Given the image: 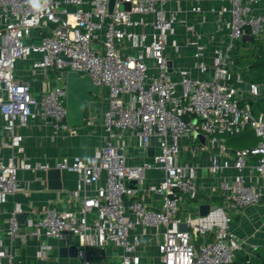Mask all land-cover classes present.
<instances>
[{"label":"built area","instance_id":"2783aa9c","mask_svg":"<svg viewBox=\"0 0 264 264\" xmlns=\"http://www.w3.org/2000/svg\"><path fill=\"white\" fill-rule=\"evenodd\" d=\"M108 1L0 0V116L9 135L5 144L13 150L9 159L0 157V206L21 188L20 170H68L78 174L76 204L70 209L48 207L39 219L26 220L34 234L53 239L76 236L83 259L87 247L111 245L118 248L116 264H142L140 236L133 230L163 226L156 242V264H232L244 241L229 229L224 208L215 206L205 215L184 219L178 216L181 197L198 192V167L180 161V140H193L186 147L190 155L208 150L209 145L220 154L226 147L218 135L233 136L250 127L259 138L255 146L235 149L224 161L212 157L209 169L214 174L232 167L236 175L232 181L220 178L210 189L236 208L261 202L264 185L245 173L251 170L264 180V111H253L248 102L261 87L231 82V51L244 34L264 39V13L258 9L264 0H223V6L208 10L197 3L188 10L181 6L167 10V0H114L111 12ZM189 11L228 14L221 22L226 35L210 49L209 62L204 61L209 51L195 24L183 20L185 31L195 34L184 42L194 48L191 68L210 76L200 78L185 69L176 80L168 71L167 37L179 23V13ZM26 58H32L31 73L73 71L105 89L104 140L92 155L50 164L22 154L23 135L16 128L29 119L42 117L57 131H76L67 121L65 84L46 88L37 97L31 81L15 75L16 61ZM125 131L132 133L144 154L149 147L156 148L140 165L128 162ZM152 168L163 172L154 187L162 198L160 208L147 206L137 197V188L125 185L126 180L140 182ZM19 212L15 208L7 217L4 233L10 241L21 234ZM181 223L186 230L179 228ZM209 233L212 239L199 241ZM6 255L0 236V262Z\"/></svg>","mask_w":264,"mask_h":264},{"label":"crops","instance_id":"0c3cea01","mask_svg":"<svg viewBox=\"0 0 264 264\" xmlns=\"http://www.w3.org/2000/svg\"><path fill=\"white\" fill-rule=\"evenodd\" d=\"M197 3L202 9L208 10L213 6L219 8L224 5L223 0H167V10H175L182 7L183 10ZM259 11L264 13V3L258 5ZM228 17V14L218 16L209 12L202 15L191 13H179V23L174 26V31L167 37L166 55L171 61V75L178 80L181 70H190V73L200 78H208L210 72H200L192 69L191 65L195 60L193 56L194 48L184 45L185 40L193 39L195 34L186 32L183 20L195 24L197 33L200 34L201 43L205 44L209 51L203 58L204 61L210 60V49L213 45L222 43L225 39L226 28L221 22ZM175 46L178 47L176 50ZM32 58L19 59L16 64L15 75L20 79H29L31 81L32 92L34 96L41 97L46 88L55 85L65 84L64 72H35L28 70L29 62ZM234 66V65H233ZM237 78V81H236ZM231 82H235L238 87H245L250 83L240 70L235 66L231 69ZM261 87L256 98H264V84ZM248 98H245V100ZM254 99V98H252ZM106 107L105 89L100 90L91 99L85 100V116L83 125L75 127L76 131L69 134L63 131H57L51 126V121L42 117L29 119L27 124L16 128V132L23 135L21 146L22 154L31 161L54 163L62 158L72 159L76 156L85 157L92 155L104 140V130L102 128V115ZM254 131L250 127H244L241 133ZM127 144L128 162L132 165H140L148 159L149 154H144L138 147V141L132 136V133L125 131L123 133ZM226 147L224 153L219 154L216 146H208V150L197 152L190 155L186 147L192 144L193 140L182 138L180 161L183 163L196 164L198 169L196 173V183L198 185L197 195L194 197L183 196L179 203L178 216L182 219L188 216H197L202 204H208L209 208L219 206L227 209L229 217V229L244 243L237 251L236 255L243 257L255 256V254L264 255V195L259 204L249 205L242 208H236L226 201L223 195L218 191H211V187L216 185L220 178L232 181L236 175V170L232 167L221 170L214 174L210 169L212 157L217 156L220 161L229 159V155L235 149H242L255 146L258 141L245 144L241 147L228 143V135H218ZM9 135L3 129V120L0 116V157L7 160L13 153L12 148L6 145ZM232 142V141H231ZM156 148L153 147V151ZM162 170L152 168L146 170L144 178L136 181L137 197L151 208H160L162 203L161 196L154 192V187L159 185L162 177ZM250 180L262 183L264 180L254 174L251 170H246ZM57 176V175H56ZM51 179L47 171L20 170L19 178L21 188L18 192L10 195L7 202L0 206V236L2 238L3 249L7 255L1 259L2 264H116L118 257V248L115 246H105L103 248L87 247L85 259L78 255L80 245L76 236L67 234L60 239L46 238L43 235H36L31 227H28L26 220L33 221L39 219L48 207L58 209H70L76 204L74 190L78 183V174L68 170H60L57 178ZM223 205V206H222ZM15 208H20L26 215L21 220L20 236L14 241H10L4 230L8 214ZM180 227V226H179ZM163 226L147 229L137 227L133 230L134 234L140 236L139 250L142 253V264H156L159 261V255L156 249V242L160 238ZM213 234H206L200 238V242L210 240ZM198 241V242H199ZM77 248L76 255H70L69 249ZM74 254V253H73ZM246 261V258H244ZM84 261V262H83ZM248 263V259L246 261ZM244 264V263H242Z\"/></svg>","mask_w":264,"mask_h":264},{"label":"water","instance_id":"95a60500","mask_svg":"<svg viewBox=\"0 0 264 264\" xmlns=\"http://www.w3.org/2000/svg\"><path fill=\"white\" fill-rule=\"evenodd\" d=\"M114 0L108 1V12L112 11ZM255 38L244 34L241 38V41H252ZM60 57L65 58L64 55H60ZM168 71H170L171 62H167ZM65 87H66V97H65V105L67 109V121L71 127H80L83 125V120L85 116V100L87 98L91 99L96 93L100 91V87L98 85L93 84L91 79L88 76H81L76 72L68 71L65 75ZM197 138L200 141H204L203 135L197 134ZM147 154H153V148L149 147L147 150ZM60 170L57 168H50L47 170V175L51 179L53 176H58ZM56 176V178H57ZM53 179V178H52ZM135 180H126L125 185L127 187H136ZM209 210L208 204H202L199 208V215H205ZM26 214L21 211L17 213V219L19 223H21L22 218ZM180 229L186 230L187 226L185 223L180 224ZM71 253V254H70ZM74 253V254H73ZM70 255L77 254V248L71 247L69 249Z\"/></svg>","mask_w":264,"mask_h":264},{"label":"trees","instance_id":"16d2710c","mask_svg":"<svg viewBox=\"0 0 264 264\" xmlns=\"http://www.w3.org/2000/svg\"><path fill=\"white\" fill-rule=\"evenodd\" d=\"M256 44V48L255 51L256 53H254L253 51V55L249 56V54H247V56H240V49L242 48V46H246L248 45L250 49H252L250 47L251 44ZM235 48V49H234ZM233 48V52L231 53V57L234 60V66L236 68H238L239 66H241V63H243V59L247 60V62L244 63V67L241 68V75L244 76L245 73H251L253 74L252 71H260L262 73L261 79H259L258 81L252 79V77L250 79H248L247 81L253 84H264V39H254L252 41H239L235 44ZM233 55V56H232ZM238 66V67H237ZM243 71V72H242ZM248 71V72H247ZM264 98H257V100L255 101H263ZM255 101L254 99H249L248 102L251 105V108L253 109V111L255 112H259V111H264V109L261 108L260 105H256L255 107ZM236 135H240V133L236 134ZM230 137H235V135L230 136L228 135V138L230 139ZM250 148V147H248ZM246 261L248 259V263H246ZM264 264V255L259 253V254H255V256H251V257H243V256H237L234 259V262L232 264Z\"/></svg>","mask_w":264,"mask_h":264},{"label":"rangeland","instance_id":"374dc122","mask_svg":"<svg viewBox=\"0 0 264 264\" xmlns=\"http://www.w3.org/2000/svg\"><path fill=\"white\" fill-rule=\"evenodd\" d=\"M250 47L252 49H250L248 45L242 46V48L240 49V56L241 57L242 56L245 57V56H247V54H249V56H251V55H253V51L252 50H254V53H256V51H255V48L257 47L256 44L253 43V44L250 45ZM232 52H233V49H232ZM17 61L15 63V67H16ZM242 61H243V63H241V66H239V67L237 66L238 69L240 70V72H241V68L244 67V63L247 62V60H244L243 59ZM53 72H59V71H56L55 70ZM252 72H253V74H251V73H245L244 78L246 80H248V79H250L252 77V79H254L256 81H258L259 79H261L262 73L260 71H252ZM61 84H63V83H61ZM255 100H257V98H254V101ZM256 105H260L261 108L264 109V100L263 101H255V107H256ZM255 140L256 141H259V138L257 136H254V134H251L250 132H247L246 134L245 133H241L240 135H235V137H230V139H228V143H231V145H235V146L237 145V147H241V146H243L245 144L253 143V142H255ZM182 162H184V161H182ZM225 210L227 211L226 207H225ZM226 211H225V213H226Z\"/></svg>","mask_w":264,"mask_h":264}]
</instances>
